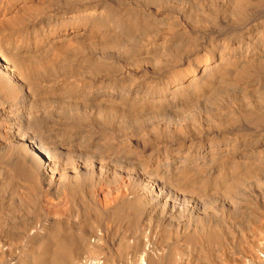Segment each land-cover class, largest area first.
<instances>
[{"label": "bare ground", "instance_id": "obj_1", "mask_svg": "<svg viewBox=\"0 0 264 264\" xmlns=\"http://www.w3.org/2000/svg\"><path fill=\"white\" fill-rule=\"evenodd\" d=\"M0 264H264V0H0Z\"/></svg>", "mask_w": 264, "mask_h": 264}]
</instances>
